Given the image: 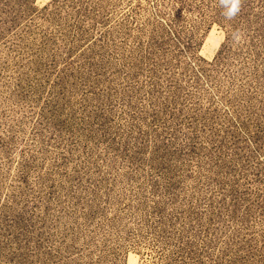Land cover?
<instances>
[{
  "label": "rangeland",
  "instance_id": "rangeland-1",
  "mask_svg": "<svg viewBox=\"0 0 264 264\" xmlns=\"http://www.w3.org/2000/svg\"><path fill=\"white\" fill-rule=\"evenodd\" d=\"M225 11L0 0V264H264V0Z\"/></svg>",
  "mask_w": 264,
  "mask_h": 264
},
{
  "label": "clouds",
  "instance_id": "clouds-1",
  "mask_svg": "<svg viewBox=\"0 0 264 264\" xmlns=\"http://www.w3.org/2000/svg\"><path fill=\"white\" fill-rule=\"evenodd\" d=\"M220 3L226 8L224 15L228 19H231L240 12L242 0H220ZM233 39L234 41L239 42L241 39V36L237 33H234Z\"/></svg>",
  "mask_w": 264,
  "mask_h": 264
}]
</instances>
